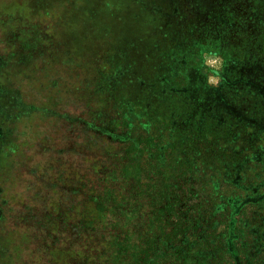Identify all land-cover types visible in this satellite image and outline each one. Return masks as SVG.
I'll return each instance as SVG.
<instances>
[{
    "label": "rangeland",
    "instance_id": "obj_1",
    "mask_svg": "<svg viewBox=\"0 0 264 264\" xmlns=\"http://www.w3.org/2000/svg\"><path fill=\"white\" fill-rule=\"evenodd\" d=\"M257 1L259 14L250 0H220L219 12L208 0H0V264H104L107 240L124 230L121 206L139 201L122 180L127 146L153 133L148 115L177 109L184 118L172 127L198 118L199 134L182 147L198 163L171 169L176 194L245 225L246 243L231 250L264 264V126L248 118L264 116ZM229 5L223 28L236 29L237 17L250 28L233 32L225 62L221 33L202 37V22L189 23ZM250 37L259 61L244 63Z\"/></svg>",
    "mask_w": 264,
    "mask_h": 264
},
{
    "label": "trees",
    "instance_id": "obj_2",
    "mask_svg": "<svg viewBox=\"0 0 264 264\" xmlns=\"http://www.w3.org/2000/svg\"><path fill=\"white\" fill-rule=\"evenodd\" d=\"M208 1L210 3L218 1L213 9L218 7L219 12L220 0ZM258 4L257 0H250V12L256 10L255 13L259 14L256 9ZM227 9L228 13L220 14L218 19L217 17H210L207 20L206 17L199 16V18L191 19L189 23L202 22V37L209 34L214 35L215 32L216 34L221 33L220 43L224 41L221 57L223 60L225 59V62L228 53L232 52L233 32L236 30L247 37L248 28H250L248 27V20L239 19L236 16L238 21L236 29L233 31L228 29L231 26L228 27V24L224 23L229 22V17H232L233 14L229 11L230 5ZM260 18L262 17H259V20ZM225 26L228 28H223ZM255 38L250 37L248 39L250 40L248 45L252 47L246 50L249 52L246 55L241 52L244 56H241L243 59L241 61L244 63L252 62L251 58L254 61H259L258 54L261 49L257 43L251 44L253 39L256 41ZM201 41L199 40L198 43ZM202 45L204 46L203 43ZM205 46L210 48L211 45L206 43ZM245 46L243 45V47ZM208 50L206 49V52ZM250 50L252 51L250 52ZM233 61L238 60L236 58ZM196 62L198 63V61ZM202 64L200 62L199 66L202 67ZM196 70H198L197 67ZM170 94L175 96L171 89ZM242 94L241 92L240 97L244 95ZM218 96L220 97V95ZM259 96H257V102H260L261 105L262 94ZM231 97L232 95H229L228 100ZM228 100L223 94L219 103L230 109L225 103ZM260 108L262 109V106ZM179 112L181 111L177 109L170 114L160 113L155 115L156 118H151L148 115V125L153 133L137 137L127 146V152L131 157L128 163L123 165L122 180L128 184L133 192L138 194L141 202L138 204V201L137 206L129 203L121 206L127 213V215L123 214L125 217L124 230L120 235L112 236L111 239L107 240V255H104V264H243L242 254L244 252L242 249L236 247L235 250H231V247L238 244L243 246L246 243L245 225H235V221L227 210L225 211L227 213L218 211L217 205L213 202L210 203L208 200L192 201V197H190L191 200L186 203V201L182 202L176 194L180 187L178 183L172 184L174 179L171 169L177 170V174H179L182 171L184 161L190 162L192 160V163H198L197 157L189 160V157H185L182 152L184 149L182 148L183 142H191L199 134V129L196 127L198 118L192 123L193 127L191 126L189 130L181 132L172 127L173 120L177 119V116L184 118L182 117L184 113ZM243 113L247 116L246 112L243 111ZM138 114L140 118L146 116L144 112L139 111ZM186 114L190 120H193L190 110ZM248 118L257 126H264V116L261 114H258V117L248 116ZM241 122L239 121V124ZM206 123H208L207 118L202 117L201 125ZM203 142L207 143V141ZM213 149V145L204 147V151L208 153H211ZM200 153L199 150L197 152L198 157ZM179 170L181 171L179 172ZM191 195H196V193ZM124 200L126 199L124 198ZM144 203L146 204L144 205ZM138 219H141L139 222L142 228H139ZM231 230L234 231L236 240L229 243L228 235ZM234 258H238L239 261L236 262Z\"/></svg>",
    "mask_w": 264,
    "mask_h": 264
}]
</instances>
